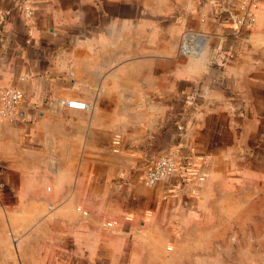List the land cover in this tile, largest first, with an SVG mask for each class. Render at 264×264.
Segmentation results:
<instances>
[{"label":"crops","instance_id":"obj_1","mask_svg":"<svg viewBox=\"0 0 264 264\" xmlns=\"http://www.w3.org/2000/svg\"><path fill=\"white\" fill-rule=\"evenodd\" d=\"M240 2L0 0V90L22 94L0 264H264V0L249 26ZM167 153L195 172L143 184Z\"/></svg>","mask_w":264,"mask_h":264},{"label":"built area","instance_id":"obj_2","mask_svg":"<svg viewBox=\"0 0 264 264\" xmlns=\"http://www.w3.org/2000/svg\"><path fill=\"white\" fill-rule=\"evenodd\" d=\"M241 9L243 13L235 17L236 23L246 24L249 26L253 21L252 7H255L256 0H241ZM189 36V35H188ZM187 36V37H188ZM184 38L183 44L181 45V51L184 53L192 54L194 52V43L191 42L193 37L190 39ZM22 94L19 90L12 87H4L0 90V103L1 109L0 114L4 116L10 112L16 104L20 102ZM65 105L73 108L83 109L84 103L76 100H67L64 102ZM182 170V176L186 177L195 172L194 166L181 168V164L177 161L173 153H167L159 156L146 166L140 175V180L145 185H152L154 182L173 176L177 171Z\"/></svg>","mask_w":264,"mask_h":264},{"label":"rangeland","instance_id":"obj_3","mask_svg":"<svg viewBox=\"0 0 264 264\" xmlns=\"http://www.w3.org/2000/svg\"><path fill=\"white\" fill-rule=\"evenodd\" d=\"M256 2H257V0H256ZM253 18H254V16H253ZM193 35H191V37H192ZM190 37V38H191ZM189 39V38H188ZM183 41H184V39L180 42V44H179V50L181 51V45L183 44ZM191 42H193V38H192V40H190ZM195 49H196V47L194 46V51H195ZM182 52V51H181ZM183 53V52H182ZM194 53V52H193ZM192 53V54H193Z\"/></svg>","mask_w":264,"mask_h":264}]
</instances>
